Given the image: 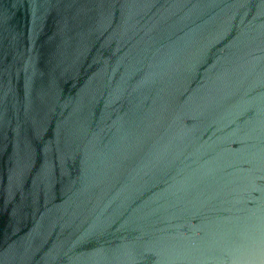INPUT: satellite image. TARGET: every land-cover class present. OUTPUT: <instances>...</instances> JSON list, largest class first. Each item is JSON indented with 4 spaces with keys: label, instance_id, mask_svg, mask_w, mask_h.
<instances>
[{
    "label": "water",
    "instance_id": "1",
    "mask_svg": "<svg viewBox=\"0 0 264 264\" xmlns=\"http://www.w3.org/2000/svg\"><path fill=\"white\" fill-rule=\"evenodd\" d=\"M0 264H264V0H0Z\"/></svg>",
    "mask_w": 264,
    "mask_h": 264
}]
</instances>
